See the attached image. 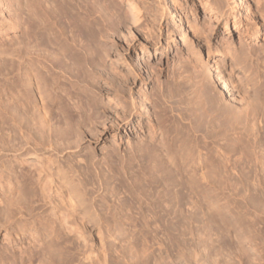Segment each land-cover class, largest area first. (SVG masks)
I'll use <instances>...</instances> for the list:
<instances>
[{
  "label": "rangeland",
  "instance_id": "obj_1",
  "mask_svg": "<svg viewBox=\"0 0 264 264\" xmlns=\"http://www.w3.org/2000/svg\"><path fill=\"white\" fill-rule=\"evenodd\" d=\"M45 1L10 0L8 6L17 24L6 25L5 31L0 26V146H5L8 137H15V123L9 129L6 114L8 105L12 109L13 99L5 106L6 98H16L14 91L10 93L14 96L5 91L9 70L16 68V62L23 55V58L28 54L32 58L36 50L39 62L53 59L60 81V86H55L54 90L59 92L63 86L77 93L75 98L79 105H86L83 111L86 117L79 119L82 111H59L55 106L47 112L44 127L40 123L44 117L42 111H22L20 126L25 135L37 141V148L51 144L55 149L49 153L54 154L55 160H61L62 163L57 162L64 168L75 166L82 170L84 164H90L88 188L92 185L91 194L101 200L96 202L99 204L96 209L101 212L96 211L101 219L98 229L104 233L110 264H216L218 261L264 264L263 236L261 240L264 226L260 222L261 187L264 191V0H101L95 7L89 0L91 14L98 21L96 31H87V39L72 36L75 40L69 28L59 32L44 24L43 18L37 17L41 15L35 16V12L40 14L35 7L40 8L38 6ZM129 1L140 9V21L143 20L138 27L133 23ZM173 1L177 8L172 5ZM218 1H222V8L218 7ZM81 2L73 0V5L77 4L74 10H83L86 4L80 5L85 0ZM215 20L219 23L214 24ZM210 24H214L213 27ZM48 28L49 31L45 30ZM51 31L60 33L58 36H65L68 41L61 42L64 38L50 34ZM49 34L57 39L52 40ZM27 36H31L32 43L27 41ZM69 38L77 44L85 40V45L90 43V50L97 48V52L95 49L89 52L86 46L87 53L96 52L93 56L97 65H88L92 71L82 64L80 56L76 58V52L70 55L74 51L69 50L72 43ZM51 40L63 45L59 47ZM29 42L31 50L24 49ZM198 50L202 51L201 58ZM61 52H66V57ZM232 53L241 61L237 66L229 62ZM224 56L227 59L218 63ZM71 61L73 64H69ZM74 65L84 71L74 76L71 71ZM61 70L71 71V76L69 71L61 74ZM219 72L232 83L229 85L232 97L225 94V100L214 84ZM253 98L259 99L257 103ZM132 104L137 111H131ZM227 159L234 162V167L215 185L212 165ZM258 168H261L260 173ZM2 171L4 166L0 163V173ZM1 204L0 249H5L11 238L13 244L17 243L18 235L16 225L6 223ZM41 204L38 210L44 221L48 208ZM55 225L53 229L59 243L60 238L66 236L62 242H71L74 247L70 246L76 250L77 240L64 233L61 236L59 226ZM34 232L25 229L26 241L22 245L14 244L15 248L24 249L29 240L42 245L45 240ZM91 233L93 235L94 231ZM92 240L94 238L89 239L88 244ZM199 241L202 243L196 256L195 246ZM212 243L218 245L207 262L205 254ZM88 246L87 250L91 244ZM79 247L75 253L82 252ZM3 253L4 250H0V259ZM46 256L45 251H40L33 264H47Z\"/></svg>",
  "mask_w": 264,
  "mask_h": 264
},
{
  "label": "bare ground",
  "instance_id": "obj_2",
  "mask_svg": "<svg viewBox=\"0 0 264 264\" xmlns=\"http://www.w3.org/2000/svg\"><path fill=\"white\" fill-rule=\"evenodd\" d=\"M81 1H83V0H80V3H82ZM100 1L101 0H91L90 4H91L92 7H95L96 4H99ZM200 1H205V0H200ZM9 2H10V0H0V26H2L1 28H3V29H4V27H6V25H9L10 26L12 23L16 22V19L14 20V18H13L14 15H13V13H11L10 8L8 6ZM74 2H75V0H74ZM88 2H89V0H85V3L83 2L84 4L83 5L82 4L80 5V7H82V6H84L86 4L84 6L83 10L77 11L75 9L76 10L75 11L74 10L75 7H73V6H75L76 3L73 5V0H46L45 1V4H44V2H42L43 4L41 3L42 5L41 6H38L40 8L35 7L36 10L39 11L40 14H38L35 11L34 12H35V16L36 15H41V16H37V17L43 18L44 24L45 23L46 24H49L50 25V28L52 26V28L54 27L55 30L57 28L59 30V32H61L63 29H66V27H67V28H69L68 31L70 30L69 32L72 33V35H70L71 37L72 36H75V37L77 36V38L79 37L78 39H80V37L81 38L84 37V39H87V36L85 38V35L87 34V31H92L94 28H96L97 27V22H98L97 21V18L94 17V16H92V14H91L92 8H90V6H89L90 4L88 5ZM105 2L107 3V1H105ZM221 2H219L217 4H218V7H221L222 8L223 6H222ZM129 3H130V1H129ZM133 3L132 2L130 3V5H131L130 6L131 7L130 9H131V12L133 14V17H132L133 18V21H134L133 23L136 26L137 25L140 26L141 25L140 23H142V20H143L142 19L140 21L142 15L140 14V9L138 8V6L136 4H133ZM172 5L176 7L177 6L176 1H173V4ZM32 6H34V5L32 4ZM22 8H23V6H22ZM76 8H78V6ZM181 9H183V8H180V10ZM75 12H76V14H75ZM172 15H173V13H172ZM159 16H160V14H159ZM176 16H177V14H176ZM144 17H145V15H144ZM178 18H179V14H178ZM40 22H42V20ZM191 23H193V22L191 21ZM217 23H219V22L216 21L214 24H217ZM214 24H212V25H214ZM210 28L211 27H209V29ZM45 30H48L49 31V28L48 29H45ZM4 31H5V29H4ZM31 31H33V30L31 29ZM53 31H51L50 34H53L54 33ZM43 32H44V29H43ZM44 33H46V32H44ZM55 33H56V31H55ZM91 33H93V32H91ZM50 34L48 35L49 38H51ZM58 34H60V33H57L55 35L58 36ZM99 34H101V33H99ZM29 35H30V33H29ZM64 35H65V32H64ZM92 35L95 36L94 33ZM61 36H58V37H61ZM34 37H35V35H34ZM27 38H28L27 41H29L31 39V36H30V38L27 36ZM61 38H59V39L61 40ZM63 38L64 39H62L61 42H63L66 39L65 36ZM51 39L52 40L53 39L56 40L57 37L55 36V38H51ZM90 39H91V37H90ZM69 40H70V42H72V43L69 42L70 43L69 50H70V52L74 51L71 54L69 53L70 55H73L76 52L77 53V54L75 53L76 58H77V55H78V57L80 56L79 59L81 60L82 64L84 63L87 66L88 65L91 66L92 64L96 63L95 62L96 57H94L93 55L96 54V52H97L96 49L97 48H95V47L92 46L93 48H92V50H90L91 47L89 48L90 45H88V44H90V43H88L89 41L87 42L88 44L85 45L84 44L85 43V40H84V42L83 41H80L79 42V40H78L79 44H77L76 42L71 41L70 38H69ZM91 40H93V38ZM65 41L67 42L68 40H65ZM26 42H24V43L27 44ZM30 42H31V40H30ZM30 42L28 43V45L32 43V42L31 43ZM52 42L54 44H57L58 45V43H56L57 41L56 42L52 41ZM58 42L61 43L60 41H58ZM66 42H65V44H66ZM45 43H43V44H45ZM63 43H61V44L63 45ZM61 44H59V45H61ZM28 45H26V46H28ZM26 46H23V48L24 49L25 48H28L27 50H29L31 48L30 47L31 45H29L28 47H26ZM58 46H56V47H58ZM86 46H88L87 48H89V52L95 51V50H96V52H94V54L87 53ZM43 49H45V48H43ZM62 49H64L63 46H62ZM93 49H95V50H93ZM27 50L25 51L26 53L28 52ZM35 51L36 50H34L33 53H32V54H34V56L31 55V56H33L32 58L29 56V54L28 55L25 54L28 57H24V58H23V56H24L23 55L22 58L20 60H18V62H16V63H18V65L16 66V68L12 67V70H9L8 78H7L8 81H7V84H6L8 87L5 86L6 87L5 88L6 89L5 91H6L7 95L8 94L10 96L11 95L14 96L13 94L16 95V98L15 97H13L11 99L10 98H6V104H5V106L7 107V104L10 103L11 100L13 99L12 109L8 105V111H6V114H7V117H8L7 120H8L9 129H11L12 128V124L15 123V129H14L15 130V137H14V139L11 136L8 137V139H7L6 143H5V146L4 147H1L0 146V163H2V165L4 166V171H2L0 173V196H1V199H2V202L0 201V203H2L1 205H3V207L2 206L1 207L3 208L4 213H5V214L3 213V215H5L4 219H5L6 223L7 224H10V225H13V226L16 225V227H17V229H16L17 232L16 233L18 235V240L16 241L17 243H14V244H19V245L21 244L22 245L26 241V237H25V233L24 232H25V229H27V228L28 229H31V230H35L34 233H37L36 235L38 236V238L39 239H44L45 241L43 240L44 242L42 243V245H40V244L38 245L35 240H33V241L32 240H29L26 243L28 246H25L24 249L22 248V246H19L20 247V250L18 251L15 248V246L13 244V241L11 240L12 238L9 236L11 238V239H9V237H8V239L10 240L9 245L11 244L12 246L11 245L9 246V245H6L5 244V246H7V247L5 249H0L1 251L4 250L3 255L1 254L2 256H1V259H0V264H25V263H27V264H33V262H34L33 260L34 259H38V256L40 254V251L42 253V250L45 251V254L47 255L45 257V259L47 258L46 259L47 264H110L109 257H108V253H107V244H106V241H105V238H104L105 236H103L104 233H102V230H100L101 228L98 229L99 222H101L100 221L101 219L99 218V214L96 213V211H98L96 209V206L99 205V204L96 205V202L101 201V200H99L100 197H98L97 195H92L93 193L90 192V190H91L90 188H93V187H91L92 185L89 186L90 188H88V185H89L88 184V181L90 180V174H91L90 173L91 172L90 171V169H91L90 168V164L88 165V162L86 164L83 163L84 165H83L82 170H80L79 167H75V166L70 167V168L67 166L68 168L67 167L64 168L63 166H61L63 164L60 165V163H62V162H60L61 160H59V159L58 160L57 159L55 160V157L53 156L54 154L52 153L53 154L52 155V154L49 153V151L51 152L52 150L55 149V148H53V146L51 144L48 143L47 147L45 145V147H43V149L37 148V145H38L37 144V141L36 140L34 141V139H30V137L28 135H25L24 132L22 131L21 126H20L21 125V117H22V114H23L22 111H42V112H44V117H43V119H41V122H40L42 127H44L47 124V120L45 118V116H48L49 115V114H47V112L48 111H51V108L52 107H55V106H57V108H58L59 111H75V110L76 111H82V112H79V114L77 113L79 119L80 118L84 119V116H85V113H83V111H86V108H85L86 105L84 107L82 105H79V103H78L79 100L77 101L76 100L77 98H75V96L77 97V93L75 94L71 90H69V89H67V88H65L63 86L60 87V91L59 92H56L54 90V87L55 86H58L60 84V81H58V75L59 74L55 70V67H53V63H54V62H52L53 59L51 58L52 59V60L50 59L51 61L50 60L47 61L48 63L46 61H43V62L40 61L41 62L40 63L38 61L39 57L37 59L36 58L37 56H35V53H36ZM55 52H57V51H55ZM201 52L202 51L198 50V54L197 53L196 54L199 55V57H200L201 56ZM61 53L63 54V57H64V55L66 57V52H64L65 54L63 52H61ZM23 54H24V52H23ZM232 54L233 55H231V57L229 58V62L233 66L234 65L237 66V64H239L241 61L239 62V58L237 57V55H235L234 53H232ZM36 55H37V53H36ZM75 55H74V57H75ZM91 55H92V57H91ZM242 55H245V54H242ZM38 56H40V55H38ZM97 56L100 57L99 54ZM41 57H43V55ZM67 57H70V56H67ZM76 58H75V60H76ZM64 59H66V58H64ZM97 59H98V63H99L100 62V59L99 58H97ZM226 59H227V57L224 56L222 59H219L218 60V63H221V62L225 61ZM245 59H247V58L245 57ZM66 60L68 61V59H66ZM71 60L74 61V58L72 56H71ZM72 61L69 64H71V63L73 64ZM38 62L40 64H38ZM77 62L79 63V60ZM75 64H77V63L75 62ZM79 65H80V63H79ZM96 65H97V63H96ZM80 66H82V69H83V65H80ZM87 66H85V67L87 68ZM93 66H95V65H93ZM74 67H75V65H74ZM78 67L79 66L75 67L74 70L73 69L71 70L72 72L74 71L73 72L74 73L73 74L74 76H75V73L76 72H77V74H79L82 71L81 68L79 67L80 68L79 69ZM70 68H67L66 67V69H70ZM15 70H16V72H15ZM87 70L88 69H86L85 71L88 72L89 70L88 71ZM93 70H95V69H93ZM68 71L65 70L64 72H68ZM71 71L68 72V73H70V76H71ZM90 71H92L91 68H90ZM95 71H96V73L98 72L97 70H95ZM64 72L62 71L61 74L64 73ZM88 74H89V72H88ZM90 75H92V74H90ZM243 75H245V72H243ZM236 76H238V74H236ZM224 77H225V74L223 75V72H219L218 77H216L215 80H214V84L218 86V94L223 99L225 98V97H223L225 94H228L229 96L232 94V93H230L231 92V86H232L231 85L232 84L231 82L232 81L230 82L231 84H229V82L227 81L228 79H226V78L224 79ZM246 77H247V75H246ZM254 77H255V75H254ZM60 78H63V77H60ZM247 80H248V78H247ZM63 83H61V84L63 85ZM82 85H85V84H82ZM229 85H231V86H229ZM232 90H233V88H232ZM15 91H16L17 94L15 93ZM94 91H96V90L94 89ZM11 92H13V94H10ZM80 92L81 91H79V93ZM79 97H81V96H79ZM230 97H232V96H230ZM222 98H220V99H222ZM73 99H75L77 102L75 101L74 104L71 105L70 104L71 103L70 101H72ZM192 100H194V99L192 98ZM258 100H255L254 99L255 102L258 101ZM249 101H252V100H249ZM82 103H80V104H82ZM87 105H88V103H87ZM225 105L227 106V104H225ZM249 106H251V105H249ZM203 108H204V106H203ZM236 108H237V106H236ZM257 108H258V105H257ZM91 109H93V108H91ZM242 110H244V109H242ZM262 110H263V105H262ZM131 111H137L135 105H133V104L131 105ZM188 111H190V110H188ZM225 111H226V109H225ZM231 111H233V110H231ZM239 111H238V113H239ZM16 114H18L17 121L14 119V117H15ZM90 114L92 115V113H90ZM91 115H90V118H91ZM233 115L235 116L234 113H233ZM236 115H239V114H236ZM239 117H241V116L239 115ZM255 118H252V119L256 120L257 118L256 119ZM236 119H239V118H236ZM109 127H110V125H109ZM45 143H47V142H45ZM62 159H63V157H62ZM223 159H225V158H223ZM65 160H66V158H65ZM90 160H92V159L90 158ZM57 161H59L60 163L58 164ZM214 164L215 165H212V167L213 166L215 167V178L216 179H214L215 180L214 183L216 185L219 178L226 177V176L229 175L228 172L230 171V169H232L234 167V162L231 163L229 161V159H227V160H221L218 163H214ZM254 167H257V166L254 165ZM26 169H27V171H29L28 172L29 173L28 175H27V173L24 172ZM260 171H261V168H258V172L259 173H260ZM222 175H224V176H222ZM38 203L39 204L42 203L41 205H44L45 208L46 207L48 208V210H47L48 213L46 215V218H44V221H42L41 218H40L41 217L40 216V211H39L40 210V206H39ZM44 206H42V207H44ZM99 213H101V212H99ZM43 214H45V213H43ZM104 218H106V216ZM106 220H108V219L106 218ZM260 220H261L260 221L261 222V226L262 225L264 226V191H263L262 187H261V217H260ZM25 222H26V224H25ZM53 224L54 225L56 224L57 226H59L58 229H60V231L62 232V235L61 236H63V233L65 235L70 236V237L73 236L74 239H76L77 242L79 243L78 244L80 246L79 248L82 247L81 248V250L83 249L82 252L75 253V252H78V250H77L78 249V245H76L77 246L76 247L77 249L75 248L77 250L76 251L73 248L74 247L73 246L74 244H72L70 241H69L70 244L68 243L69 245L68 244H65L64 242H62V241L65 240V237H66L65 235H64L65 237H61L60 238V242H61V244H60L59 243V240L57 239V237L55 235V232H54V229H53L54 228L53 227L54 226ZM201 224H202V222H201ZM88 227L91 228L92 231H94V234L93 235H91L92 234L91 233L92 232L91 230H87ZM10 233H11V231H10ZM253 233H254V231H253ZM56 234L59 235L61 233H56ZM9 235H11V234H9ZM262 236L264 238V227H263V229L261 227V240L263 239ZM91 237H93L94 240H92V242L90 243L91 244V246H90L91 248L89 250H87V248L89 247L88 245H90V244H88L89 239H93ZM219 241L221 242V240H219ZM77 242H75V243H77ZM200 243H202V242H200V241L197 242L196 243V246H195V248H196V256L199 255L198 254L199 253V250L197 251V249H199V246H200L199 244ZM71 244H72L73 247L70 246ZM176 244H177V242H176ZM214 244L212 243V244H210V246H208L209 247V250L207 249L208 250L207 253L205 252L206 251L205 248H203L204 250L202 249L204 251V253H206L205 256H207L206 257L207 258V262H209L208 259L210 258L212 252L214 251V247H216L218 245L217 244L216 246H214ZM231 244H233V243H231ZM179 245H180V243H179ZM183 245L185 246V244H183ZM220 247H222L221 246V243H220ZM85 248H86L87 251L84 250ZM228 248H231V247L229 246ZM79 251H80V249H79ZM202 252L200 254H202ZM215 253H216V251L214 252V255H216ZM218 253H220V251ZM218 253H217V255H218ZM200 256H202V255H200ZM208 256H209V258H208ZM218 256H220V254ZM187 259H188V256H186V260ZM204 259H202V260L204 261ZM209 260H211V258ZM188 261H189V259L187 260V263H188ZM227 262L226 261L225 262L218 261L216 264H229ZM43 264H45V263H43ZM257 264H261V263L260 262H257Z\"/></svg>",
  "mask_w": 264,
  "mask_h": 264
}]
</instances>
